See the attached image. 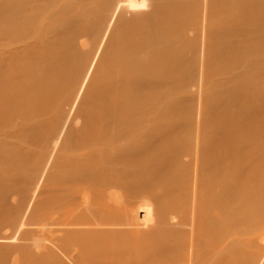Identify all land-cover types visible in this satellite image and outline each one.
Masks as SVG:
<instances>
[{"label":"bare ground","instance_id":"6f19581e","mask_svg":"<svg viewBox=\"0 0 264 264\" xmlns=\"http://www.w3.org/2000/svg\"><path fill=\"white\" fill-rule=\"evenodd\" d=\"M0 124V264H264V0H0Z\"/></svg>","mask_w":264,"mask_h":264},{"label":"rangeland","instance_id":"374dc122","mask_svg":"<svg viewBox=\"0 0 264 264\" xmlns=\"http://www.w3.org/2000/svg\"><path fill=\"white\" fill-rule=\"evenodd\" d=\"M54 5L53 4H51V3H49V4H47L42 10H44V9H47V8H49V7H53ZM42 10H40V11H38L36 14H35V16H37ZM34 16V17H35ZM27 25V23L26 24H23L21 27H24V26H26ZM13 41H10L8 44H7V46L8 47H10V44L12 43ZM14 45H15V43H14ZM30 65V64H29ZM30 67H34L35 68V65H30ZM39 77H34V79H33V81H36L37 79H38ZM7 127H11V124H9ZM4 128H6V127H2V125L0 124V130H4ZM5 229H6V231H5ZM5 229H1L2 231L4 230V233L6 232V233H8V232H10L11 230L10 229H8V228H5ZM8 230H10V231H8ZM8 231V232H7Z\"/></svg>","mask_w":264,"mask_h":264}]
</instances>
